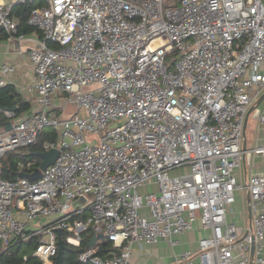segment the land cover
Wrapping results in <instances>:
<instances>
[{
	"label": "built area",
	"instance_id": "1",
	"mask_svg": "<svg viewBox=\"0 0 264 264\" xmlns=\"http://www.w3.org/2000/svg\"><path fill=\"white\" fill-rule=\"evenodd\" d=\"M26 3L33 5L26 22L40 32L27 51L38 108L23 116L0 108L10 122L0 132L3 250L28 238L35 224L31 256L53 264L57 228L73 246L89 229L94 242L108 240L117 250L97 255L93 243L78 261L131 264L133 242L174 245L172 236L195 229L204 231L196 249L177 253L173 264H249L252 236V264H264V172L241 178L242 164L264 158V105H255L264 91V0L169 7L163 0H0L8 39L25 38L12 9ZM13 70L0 66V87ZM58 92L74 112H57ZM252 105L259 129L247 148L243 124ZM45 128L57 132L42 144L59 150L54 161L36 179L4 177L5 153L35 144ZM16 166L31 172L38 163L26 158ZM149 181L155 189L140 192ZM242 191L248 225L233 206ZM81 195L85 201L70 210Z\"/></svg>",
	"mask_w": 264,
	"mask_h": 264
},
{
	"label": "crops",
	"instance_id": "2",
	"mask_svg": "<svg viewBox=\"0 0 264 264\" xmlns=\"http://www.w3.org/2000/svg\"><path fill=\"white\" fill-rule=\"evenodd\" d=\"M26 5L30 6L29 3H26ZM25 7L26 6L23 4H16L14 5L12 11L14 20L17 23L16 28L18 30L20 29L18 32L25 34V38L23 40L8 39L5 32H0V66L2 64H9L14 67L13 71L6 74V91L8 92L10 101L12 102L11 108L14 107L13 110L16 112L17 116L31 114L38 108L37 94L33 88L34 72L27 51L28 48L31 45L35 44L36 41L40 38V32L27 24L25 20V15L27 16V7ZM2 92L3 89L1 88L0 94H2ZM63 94L64 93L62 92L54 94L53 105L54 108H56L57 112H59L62 116H66L69 113L75 111V106L72 104L71 106L67 107V103L63 102V99L65 97V95ZM63 104L64 108H60V106ZM18 108L19 110L16 111V109ZM6 122L7 120H5L3 116H0V132L6 129ZM262 130L264 132V129ZM55 133L57 132L55 131ZM263 135L264 133H262V136ZM37 151H43V149H34L31 145L28 148L16 149L13 150V152L9 151L2 157V168L5 167V171L8 170L7 165L10 158H15L14 172L16 174V177H18L20 172L27 171H23L17 168L16 161L19 158V160L30 158L36 162L38 157L40 162L41 158L36 155ZM247 167H249L248 173H250L251 171L264 172V158L262 156H254L252 164H249L248 166L242 164L241 168L246 174H248ZM34 226L35 224H30L27 229L29 237L20 241L14 248L11 247L7 250H3V245L0 242V252L5 251L8 253L9 251H12V249H14L13 251L23 253V261L25 260V256H31L37 242L30 239H32V236H38L36 234H31L33 233L32 230ZM201 233H204V231H201ZM201 233L198 230L194 229L176 234L172 236V238L177 241V243L174 245H172L167 239L162 238L158 239L156 242L150 243L143 241L133 242L131 246L130 262L131 264H173L175 255L177 253L186 249H196L197 240L202 235ZM101 241L93 242L94 246L98 247V244ZM7 253L0 254V264H7V261L3 258Z\"/></svg>",
	"mask_w": 264,
	"mask_h": 264
},
{
	"label": "trees",
	"instance_id": "3",
	"mask_svg": "<svg viewBox=\"0 0 264 264\" xmlns=\"http://www.w3.org/2000/svg\"><path fill=\"white\" fill-rule=\"evenodd\" d=\"M23 5H25L27 7V14H28L29 9H30L29 7H31L33 5L32 4H30V6H28L26 4H23ZM13 8H14V6H13ZM12 11H13V9H12ZM26 18H27V16L25 15V20H26ZM19 30L17 29L16 31L18 32ZM6 87L7 86L0 87V89L1 88L3 89L2 94H0V108H4V107L5 108H11L12 107V102L10 101L8 92L6 91ZM18 110H19V108L16 109V111H18ZM55 139H56V133L53 129H49V130L43 129L38 134L37 142L35 144H33L32 147L34 149H40V148H42L43 142L48 141V140H55ZM11 152H13V151H11ZM17 161H16V163H17ZM14 163H15V158H10L9 163L7 165L8 170L5 171V169H4L5 167L3 166L4 167L3 168L4 169L3 170L4 171V173H3L4 177L9 178V179H14L16 177V174L14 172ZM36 163H39L38 157H37ZM86 231L82 233V238H81L80 244L78 246H73V245L67 244V248L63 252V264H92L90 262L84 263V262H80L77 260L78 254L82 250L87 248L88 243L91 241V237H89V235H88V232L90 233V230L88 229ZM31 238L32 239H30V240H35V242H37V240H38V236H32ZM20 241H22V240H20ZM20 241L14 242L15 244L11 243V245H9L8 248L16 247ZM89 246H92V245H89ZM7 249H5V250H7ZM13 250L14 249H12V251H9L8 253L5 251L0 252V254L7 253L5 255V257H3L7 261V264H42V261L35 256H27V259H25L23 261V258H22L23 253L16 252ZM115 250H117V249L112 246V243L108 240H105V241H101L98 244V247L95 250V254L104 256V255H107V254H109Z\"/></svg>",
	"mask_w": 264,
	"mask_h": 264
},
{
	"label": "water",
	"instance_id": "4",
	"mask_svg": "<svg viewBox=\"0 0 264 264\" xmlns=\"http://www.w3.org/2000/svg\"><path fill=\"white\" fill-rule=\"evenodd\" d=\"M264 99V91L260 94V96L257 98L255 105L260 104V102ZM254 105L250 106L245 114L244 117V124H243V135L245 136V126H246V120L247 117L250 113V111L253 109ZM14 109V107L12 108ZM6 129L10 128V122L7 121L6 122ZM242 147H245V140H243V144ZM59 150L57 148H50L47 151H37L36 155H38L41 158V161L39 162L38 166L34 167V169L31 172H20L19 176L22 177H26L28 179H36L38 177L41 176L42 174V170L49 164H51L54 159L56 158V156L58 155ZM85 197L84 196H79L76 200L73 201L71 209L70 210H74L77 206L81 205L84 201H85ZM247 199H248V195H247ZM250 209L248 208V221H250ZM57 253L54 257V262L53 264H63V252L64 250H66L67 245L64 243L62 237H61V232L60 229L57 228ZM95 237L93 235V237L91 238V241L88 243L89 245H92ZM98 237L103 238L104 235L102 233L98 234ZM253 251H254V244H253V236H252V241H251V248H250V262L249 264H252V256H253Z\"/></svg>",
	"mask_w": 264,
	"mask_h": 264
},
{
	"label": "rangeland",
	"instance_id": "5",
	"mask_svg": "<svg viewBox=\"0 0 264 264\" xmlns=\"http://www.w3.org/2000/svg\"><path fill=\"white\" fill-rule=\"evenodd\" d=\"M180 3V0H163V6L164 7H169V6H176ZM177 57V54L175 52H172L171 54H169L167 56L166 62L172 63V61H174V59ZM172 66L169 65V68H171ZM65 95V94H63ZM72 104L69 103L67 104L68 106H71ZM264 105V99L260 102L259 107H263ZM258 124L257 121L252 119L251 116L249 115L248 120H247V124H246V128H245V138H246V147L247 148H251L253 147V145L255 144V137L257 134V128ZM51 128H45V130H49ZM248 166V165H247ZM180 171H185V169H176L173 172H180ZM242 171V175L241 178L242 180L244 179V174H243V170L241 168ZM171 172V173H173ZM249 172V167H247V173ZM156 187L155 183L153 182H145L144 184H142L139 187V191L142 193H145L146 191H152L154 190ZM88 197H93V195L91 193L87 194ZM235 209H242V212H240V214H242L243 217V222L245 225H248V199H247V195L245 191L241 192V200H237L236 203L233 205ZM241 207V208H240ZM230 218H232L233 220H236L239 218V214H230ZM87 232V231H86Z\"/></svg>",
	"mask_w": 264,
	"mask_h": 264
}]
</instances>
